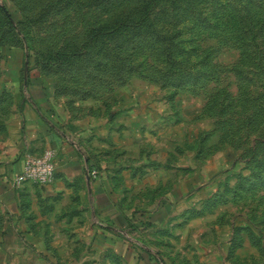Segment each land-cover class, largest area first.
<instances>
[{"label": "rangeland", "instance_id": "374dc122", "mask_svg": "<svg viewBox=\"0 0 264 264\" xmlns=\"http://www.w3.org/2000/svg\"><path fill=\"white\" fill-rule=\"evenodd\" d=\"M42 82L99 181L14 185L0 264H264V0H0V157Z\"/></svg>", "mask_w": 264, "mask_h": 264}, {"label": "crops", "instance_id": "0c3cea01", "mask_svg": "<svg viewBox=\"0 0 264 264\" xmlns=\"http://www.w3.org/2000/svg\"><path fill=\"white\" fill-rule=\"evenodd\" d=\"M28 91L30 92L28 95L33 104V111L29 112V118L22 124L20 123L11 129L4 142L0 157V199L8 200L11 198L13 192H11V188L14 187L13 178L21 172L24 160L28 157L40 156L45 151H51L54 155L55 173L51 183L40 186L39 190L44 195L61 191L67 180L82 179L88 188V159L73 141H69L63 130L57 127L56 121L53 122L52 116L45 111L49 100L47 98L48 88L42 82L29 86ZM98 181L97 179L93 183ZM101 194V191L93 188V195L96 200L93 198L92 200L97 201L99 208L103 204L100 200ZM23 196L24 192L20 193L19 197ZM103 215L108 225L121 227L122 221L121 223L117 221L112 210L104 209ZM108 225H106L107 228H112Z\"/></svg>", "mask_w": 264, "mask_h": 264}, {"label": "built area", "instance_id": "2783aa9c", "mask_svg": "<svg viewBox=\"0 0 264 264\" xmlns=\"http://www.w3.org/2000/svg\"><path fill=\"white\" fill-rule=\"evenodd\" d=\"M54 155L51 151H45L41 157H28L23 162L21 172L13 178L14 185L25 181H31L39 185L51 183L54 179ZM98 172L94 169L88 170V177L96 180Z\"/></svg>", "mask_w": 264, "mask_h": 264}, {"label": "trees", "instance_id": "16d2710c", "mask_svg": "<svg viewBox=\"0 0 264 264\" xmlns=\"http://www.w3.org/2000/svg\"><path fill=\"white\" fill-rule=\"evenodd\" d=\"M93 169H94V167H92V166H90V165L88 166V170H89V171H91V170H93Z\"/></svg>", "mask_w": 264, "mask_h": 264}]
</instances>
